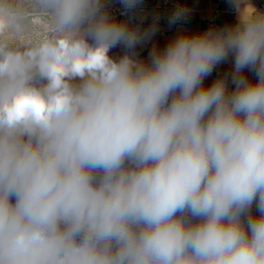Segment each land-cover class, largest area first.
I'll use <instances>...</instances> for the list:
<instances>
[{
	"label": "clouds",
	"instance_id": "1",
	"mask_svg": "<svg viewBox=\"0 0 264 264\" xmlns=\"http://www.w3.org/2000/svg\"><path fill=\"white\" fill-rule=\"evenodd\" d=\"M27 5L0 0V264H264V14L145 61L108 0ZM29 16L50 35L12 46Z\"/></svg>",
	"mask_w": 264,
	"mask_h": 264
},
{
	"label": "crops",
	"instance_id": "2",
	"mask_svg": "<svg viewBox=\"0 0 264 264\" xmlns=\"http://www.w3.org/2000/svg\"><path fill=\"white\" fill-rule=\"evenodd\" d=\"M192 7V11L183 21L175 24L169 23L171 14L167 11H154L151 9L135 10L133 22L131 26L139 27L143 33L149 30L153 25L156 27L154 34L150 35L141 44L137 45L135 52L137 58L147 61L149 53L153 47L163 48L170 39L181 33L196 34L208 30H217L225 26L233 25L238 20L249 14H258L259 4L261 0H187ZM231 9L234 12H231ZM123 11L122 5L119 3L112 6L109 14L117 20H128L125 15H121ZM123 46H117L110 50L109 55L119 58L125 53ZM233 58L229 57L228 61L216 67L212 75L204 81L205 85H210L213 80L225 74L232 72ZM244 74L252 81L256 80L254 74L248 70H244ZM229 89L234 86L228 84ZM252 213L258 215L253 205Z\"/></svg>",
	"mask_w": 264,
	"mask_h": 264
},
{
	"label": "rangeland",
	"instance_id": "3",
	"mask_svg": "<svg viewBox=\"0 0 264 264\" xmlns=\"http://www.w3.org/2000/svg\"><path fill=\"white\" fill-rule=\"evenodd\" d=\"M14 6H18L21 9L30 12L28 8L27 0H11ZM109 9L111 10L112 6H116L120 2L119 0H108ZM123 12V11H122ZM50 35L49 24L47 21L41 20L38 17L29 16L26 21V31L23 38L15 39L12 42V46H22L25 42L37 43L39 40L47 38Z\"/></svg>",
	"mask_w": 264,
	"mask_h": 264
},
{
	"label": "built area",
	"instance_id": "4",
	"mask_svg": "<svg viewBox=\"0 0 264 264\" xmlns=\"http://www.w3.org/2000/svg\"><path fill=\"white\" fill-rule=\"evenodd\" d=\"M151 9L154 11H167L171 15L174 10L184 9L186 10V15L177 22L183 21L187 18L188 14L192 11V7L190 6L187 0H142L141 6L137 9ZM231 12H234L231 9ZM258 14H264V0L260 1Z\"/></svg>",
	"mask_w": 264,
	"mask_h": 264
},
{
	"label": "water",
	"instance_id": "5",
	"mask_svg": "<svg viewBox=\"0 0 264 264\" xmlns=\"http://www.w3.org/2000/svg\"><path fill=\"white\" fill-rule=\"evenodd\" d=\"M125 17L129 20L130 19V23L133 22V16L130 18L129 16L125 15Z\"/></svg>",
	"mask_w": 264,
	"mask_h": 264
}]
</instances>
